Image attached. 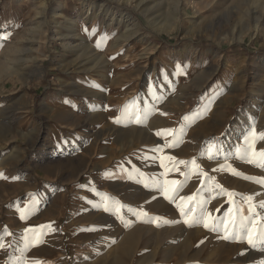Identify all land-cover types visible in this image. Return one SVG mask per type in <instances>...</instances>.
Wrapping results in <instances>:
<instances>
[{"label":"rangeland","instance_id":"rangeland-1","mask_svg":"<svg viewBox=\"0 0 264 264\" xmlns=\"http://www.w3.org/2000/svg\"><path fill=\"white\" fill-rule=\"evenodd\" d=\"M255 5L0 0V233H11L0 264H264V245H248L239 226V217L264 223V10ZM72 21L80 39L66 51L56 33ZM84 41L93 50L83 56ZM165 129L175 139L157 135ZM161 160L195 164L166 172ZM165 179L183 182L175 202L155 187ZM181 196H194L183 202L188 216ZM202 207L217 230L197 221ZM236 210L225 239L222 222Z\"/></svg>","mask_w":264,"mask_h":264},{"label":"snow or ice","instance_id":"snow-or-ice-1","mask_svg":"<svg viewBox=\"0 0 264 264\" xmlns=\"http://www.w3.org/2000/svg\"><path fill=\"white\" fill-rule=\"evenodd\" d=\"M85 31H88V29L86 28ZM125 118L134 119L137 122H142L140 114L138 112L131 113V112H128L127 110H125ZM185 119H187V118H185ZM115 122L118 123L120 121H119V119H117ZM176 131L177 130H173V129H165V130H162L161 132H157V135L158 136L172 135L173 138L175 139L174 133H176ZM179 134H181V135L183 134V129L179 130ZM261 138L264 139V134H261ZM246 143H247V138H246ZM168 146H174V145L173 144H169ZM213 147L216 148V153L218 154L219 146L214 145ZM249 148H252V145L250 143H247V147L245 148V150L243 152V155L245 157L248 156V149ZM153 151H159V149H153ZM209 151L211 152V149H209ZM251 154H252V156L257 155V153H256V151L254 149L252 150ZM259 155L261 157H264V151H261L259 153ZM210 158H212V157L210 156ZM165 159H167L169 161L175 160V158L171 157V156L165 157ZM249 162L251 163L252 160H249ZM180 164H183V165H186V166L189 165V164H193L194 165L195 161L194 160L193 161L176 160L175 164H173V167L171 169H168L166 167V165H164L163 160H161V167H165L166 168V172L167 171H172V170H177L178 171L179 169L176 167V165H180ZM164 175H166V173ZM181 175H184L185 179H187L189 177V175H190V172L181 173ZM200 175L204 176V175H206V173H203L201 171ZM258 182L261 183V184H264V180H260ZM182 186H183V182L177 181V180H167V179H165L163 182H161L160 180H156L155 181V187L157 188V190L158 191H162L164 193V195H165V198L170 199L173 202L176 201V197H177V195L179 193L180 187H182ZM221 191H223V189H221ZM228 195L231 196L232 193H229ZM193 199H194V196H187V197L181 196V197H179L180 203H177L176 206H177V208L180 209L181 215L188 216L193 211V208H191V207H189L187 209V211H186L184 206H183V202L184 201L191 202V201H193ZM246 199H247V201H251L252 197L249 196ZM204 203L206 204L207 201H205ZM261 206L264 207V204H262ZM104 210L105 211L109 210V206L107 204L104 205ZM248 210L251 212L252 211V207L250 206ZM117 211H119V209H117ZM217 211H219V209H217ZM238 211L239 210L230 211L228 219L222 222V225H223L222 230L225 232V236H224L225 239H228L229 238L228 233H230L232 229H235L237 227V223H238L237 212ZM141 214H143L145 216L147 215V213H141ZM25 216H26V214L22 213L21 214V219H24ZM155 219H160V218H155ZM239 219H241L242 221L243 220L247 221V223L241 222L239 226L243 230V235H244V238H246L248 245H250L252 247H256L257 244L264 245V223H262L259 226H257V224L255 223V218L254 217H252V218L239 217ZM199 220H203V224H204L205 228H210L211 230H217V227H216V224H215L216 218L212 215L211 212H208L206 210V208H204V207L201 208V215L199 217H197V221H199ZM184 222L185 223H189V221L187 219H185ZM28 232H33L34 233V230L33 229H25V233H28ZM5 235H11V233L8 232L7 227H5L3 232L0 233V241L3 240V237ZM24 240H25V247H28L31 244V239L28 236H25ZM2 247H4V245H3V243H0V248H2ZM241 254H243V253H241Z\"/></svg>","mask_w":264,"mask_h":264},{"label":"bare ground","instance_id":"bare-ground-1","mask_svg":"<svg viewBox=\"0 0 264 264\" xmlns=\"http://www.w3.org/2000/svg\"><path fill=\"white\" fill-rule=\"evenodd\" d=\"M146 1L147 0H138V4H140V5H144L145 3H146ZM256 2V5H255V7H259L262 11H261V13H263V10H264V1L263 0H249V2ZM176 4V3H175ZM212 3H207V5H211ZM213 7V6H212ZM43 6H41L40 7V12L39 13H42V11H43ZM195 13H198V14H201L202 13V9L201 8H199L197 5H196V9H195ZM176 18V17H175ZM171 21H174V16H172L171 17V19H170ZM39 22V24H38V26H37V28L38 29H35V30H39V31H41V30H43L41 27L43 26L42 25V23H41V20L40 21H38ZM57 23H59V24H62V22H58V21H56ZM79 23L77 22V21H72V22H70L69 24H67V25H65L64 26V30L61 32L60 31V33L58 32V33H56V35L57 34H59L60 36H61V39H62V41H63V45H64V47H65V49H66V51H69V50H71V46H73L72 45V41H71V38H75V37H77V38H79L80 37V34L77 32V29H78V27H79ZM260 26H261V24H259V23H256V25L254 26V31H257L259 28H260ZM35 30H33L34 32H35ZM54 31V30H53ZM42 32V31H41ZM81 33V32H80ZM127 33V32H126ZM55 35V36H56ZM33 36H36V35H33ZM82 37V36H81ZM35 38V37H34ZM80 39V38H79ZM84 39V38H83ZM34 40V39H33ZM32 40V41H33ZM76 40H78V39H76ZM18 41V40H17ZM35 41V40H34ZM74 47V46H73ZM75 48H77L75 51H76V53L78 52V51H80V50H83L82 51V53H84L83 54V56L85 55V54H89V53H91V51L93 50L92 49V47H91V45L89 46V43H87L86 41H84V43H83V45H80V44H76V46H75ZM144 54V53H143ZM147 54V53H146ZM152 54V53H151ZM82 56V57H83ZM93 56V55H92ZM144 56H146V55H144ZM79 57V56H78ZM146 57H148V54H147V56ZM34 58V57H33ZM80 58V57H79ZM85 58H88L87 56L85 57ZM67 59V58H66ZM91 59V58H90ZM22 60V59H21ZM91 60H94V59H91ZM20 61V60H19ZM85 61V60H84ZM89 61V60H88ZM80 62H82V61H80ZM19 64H21L20 62H18ZM84 63V62H83ZM82 63V64H83ZM85 63H87V62H85ZM79 64H81V63H79ZM76 65H78V64H76ZM233 66V62H230L229 63V66ZM235 65V64H234ZM17 66V65H16ZM26 66V65H25ZM80 66H82L83 67V65H80ZM79 66V67H80ZM85 66V65H84ZM94 66V65H93ZM96 67V66H95ZM5 69V66L3 67L2 66V69ZM85 68V67H84ZM88 68H90L89 66H88ZM92 68V67H91ZM90 68V70L91 71H93L92 69ZM3 69V70H4ZM82 69V68H81ZM100 70V69H99ZM232 72H231V75H233L234 74V68H232V69H230ZM5 72H9V70H4ZM11 71V70H10ZM0 74H1V71H0ZM228 86H231V83L228 85ZM233 86V85H232ZM100 96V95H99ZM240 119L237 121V125L240 123ZM236 125V127H235V131H236V129H238V126ZM10 130H8V131H13V129L12 128H9ZM3 135H5L3 132H2V130H0V136L2 137ZM208 242V241H207ZM206 242V243H207ZM127 247L129 246V244L131 243V241H130V238L128 237V239H127ZM205 243V244H206ZM203 246H204V244H203Z\"/></svg>","mask_w":264,"mask_h":264}]
</instances>
